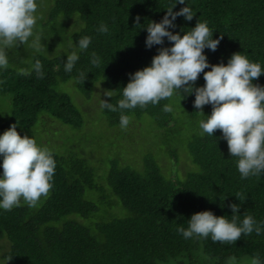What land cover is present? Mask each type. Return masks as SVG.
<instances>
[{"label": "trees", "instance_id": "16d2710c", "mask_svg": "<svg viewBox=\"0 0 264 264\" xmlns=\"http://www.w3.org/2000/svg\"><path fill=\"white\" fill-rule=\"evenodd\" d=\"M185 2L193 18L178 16L171 30L182 35V29L188 31L196 22L206 21L213 38H220L215 51L203 50L210 64L226 63L233 52H240L264 68V0ZM171 3L41 1L35 31L49 55L35 53L27 44L24 54L31 56V63L40 60L43 77L35 72L19 75L17 70L28 67V62H15V67L0 71V93L9 103L0 130L16 124L19 135L36 137L42 125L43 142H50L51 131L69 130L74 132L71 135L78 134V142L73 150L62 153L36 140L55 160L52 187L35 206L21 200L20 206L0 210V264L4 260L5 264H227L232 256L238 263L253 255L264 264V230L260 235L242 234L231 244L185 239L176 231L178 226L186 227V219L196 211L207 209L230 219L229 203L240 205L241 219L250 214L264 221V170L259 178H240L237 158L229 155L220 130H214L213 136L202 134L198 121L203 116L193 107L192 93L174 91L156 105L123 110L130 122L143 123L145 114L153 122L152 146L140 144L135 150L119 144L130 135L128 126H119L120 110L99 107L100 99L116 105L128 74L148 65L157 48L170 44L165 38L163 45L146 48L142 26L149 20L159 21ZM180 7L177 3L173 10ZM134 17H139L140 25ZM100 23L108 25V33L96 31ZM85 35L92 38L88 49L79 52L73 70L65 72L66 57L60 49L69 39L75 44ZM93 52L100 58L95 67L90 62ZM81 73H85L83 81ZM253 83L264 86V73ZM203 84L201 73L194 87ZM95 94L100 99L92 106L82 108L75 99L82 96L87 101ZM164 104H171L173 112H164ZM201 110L209 114L211 105ZM172 157L175 161L170 164ZM172 167L184 169L183 174Z\"/></svg>", "mask_w": 264, "mask_h": 264}, {"label": "clouds", "instance_id": "9594fccd", "mask_svg": "<svg viewBox=\"0 0 264 264\" xmlns=\"http://www.w3.org/2000/svg\"><path fill=\"white\" fill-rule=\"evenodd\" d=\"M40 3L41 0H0V71L9 66V50L18 44H27L35 53L46 52L41 35L35 31L41 18L38 11ZM177 3L182 7L174 11L173 6ZM164 9L159 21L149 20L142 26L146 30L144 44L146 48L163 45L165 38L170 44L157 48L148 65L128 74L129 79L121 88V98L116 105L100 99V109L120 110L119 126L125 129L131 117L123 110L144 107L149 103L156 105L172 97L174 91L192 93L193 107L203 116L198 121L202 134L213 136L214 130L219 129L229 155L237 158L240 178L261 177L264 170V86L254 84L253 79L264 73V68L240 52H233L226 63L210 64L203 50L215 51L220 38H213V30L207 22H196L188 31L182 29L181 35L171 29L176 28L178 16L191 20L194 15L192 8L185 0H172L171 5ZM134 21L140 25L139 17H134ZM96 31L106 34L109 27L100 23ZM91 40L87 35L78 37L75 44L69 39L67 46L60 49L66 57L63 62L65 72L73 70L79 52L88 49ZM90 62L94 67L98 66L100 58L93 52ZM17 71L23 76L35 72L38 78L43 77L42 64L38 59ZM201 73L204 84L194 87ZM80 75L83 81L85 73ZM104 95L111 97L107 92ZM205 104L211 105L209 114L201 110ZM163 111L171 113L173 106L164 104ZM54 171L52 153L38 146L31 136L19 135L16 124H10L0 132V210L20 206L21 200L29 207L35 206L52 187ZM228 207L230 219L225 215H214L207 209L196 211L186 219L187 226H178L176 231L185 239L210 238L212 242L231 244L242 234L255 232L260 235L264 230V221L258 222L250 214L240 218L239 204L229 203ZM227 264H237L236 257H230ZM248 264H262V261L258 255H253Z\"/></svg>", "mask_w": 264, "mask_h": 264}, {"label": "rangeland", "instance_id": "374dc122", "mask_svg": "<svg viewBox=\"0 0 264 264\" xmlns=\"http://www.w3.org/2000/svg\"><path fill=\"white\" fill-rule=\"evenodd\" d=\"M41 1H43V0H41ZM38 10L40 13V11H41L40 7ZM41 53H43L44 55H49V53L47 51L41 52ZM30 60H31V56L24 54V46H22V45L18 44L15 46L14 49L9 50V66L15 67V62L16 63L17 62H28V64H30L31 63ZM58 87L62 89V84H59ZM99 97H100V95L95 94V96H93L92 99L87 100V101H85V98H83L82 96H76L75 99L77 100L78 105L83 108L84 106H87V105L92 106L94 103H96L97 100L100 99ZM78 105H77V107H78ZM8 111H9V103L7 101V96L4 94L2 95L0 93V125H1V118L4 117L5 114L8 115ZM91 116H93V115L91 114ZM93 118L96 119V115L93 116ZM142 118H143V120H142L143 123L139 122L138 120H133L129 123L127 130H128V133L130 135L123 137L124 139L120 140V142H119V144L121 142H123V148H127L128 150L129 149L135 150L138 148V145H140V144L142 147L152 146V143H153V137H152L153 132L152 131H154L152 128L153 122L150 119V117L146 114L143 115ZM53 125H55V124H53ZM50 127H52V125ZM39 128H40V130H38L36 132V137H34V136L32 137L35 140V142H36V140H38V141L42 142L44 145H46L47 147H49L50 149L51 148L57 149L58 151H60L62 153L73 150L74 145L77 146L78 134L71 135L70 133H74V132H71L70 130L68 133H62L59 131H51L49 133H51L52 136H50L49 138H52V139L49 140V138H48V140L50 142H43L44 138H43V133L41 131L42 125H39ZM0 132H3V130L2 131L0 130ZM109 132L111 133L112 131H109ZM26 135L29 136V133H27ZM62 137H63V139H62ZM108 137L111 138V136H108ZM56 139H60L61 142L60 143L56 142ZM119 139H122V138H115V139H113V141H116ZM159 141H160V139L158 140V142ZM159 144H160V142H159ZM130 153H132V151ZM172 161H175V159L173 157L170 158V161H169L170 164L172 163ZM180 162L183 163V161H181V159H180ZM180 165H181V163H180ZM173 168L174 167H172L171 170ZM180 168L182 169V167H180ZM183 170L184 169L178 171L176 168H174V171L178 172L181 175L184 172ZM248 260H249V257H243L237 264H248Z\"/></svg>", "mask_w": 264, "mask_h": 264}]
</instances>
